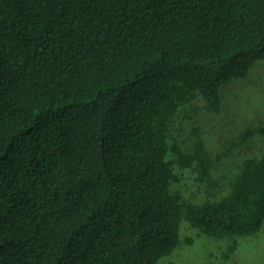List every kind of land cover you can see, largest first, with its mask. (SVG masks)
Segmentation results:
<instances>
[{"label": "trees", "instance_id": "16d2710c", "mask_svg": "<svg viewBox=\"0 0 264 264\" xmlns=\"http://www.w3.org/2000/svg\"><path fill=\"white\" fill-rule=\"evenodd\" d=\"M260 59L264 0H0V264H176L182 221L260 231L264 154L193 202L177 167L211 159L171 135Z\"/></svg>", "mask_w": 264, "mask_h": 264}, {"label": "rangeland", "instance_id": "374dc122", "mask_svg": "<svg viewBox=\"0 0 264 264\" xmlns=\"http://www.w3.org/2000/svg\"><path fill=\"white\" fill-rule=\"evenodd\" d=\"M221 94L218 112L199 97L184 106L171 125L172 137L185 150L201 140L211 159L206 182L198 180L194 169L177 167L182 180L176 188L193 202L227 194L243 160L264 154V59L257 60L244 78L224 84ZM180 239L160 259L162 263L264 264V225L253 235L215 238L182 221ZM231 245H235L232 252Z\"/></svg>", "mask_w": 264, "mask_h": 264}]
</instances>
